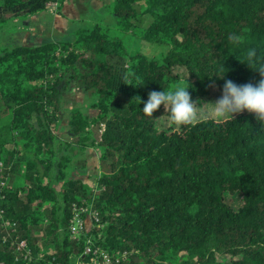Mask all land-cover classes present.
I'll return each instance as SVG.
<instances>
[{
	"label": "trees",
	"instance_id": "obj_1",
	"mask_svg": "<svg viewBox=\"0 0 264 264\" xmlns=\"http://www.w3.org/2000/svg\"><path fill=\"white\" fill-rule=\"evenodd\" d=\"M48 1L0 0V28ZM111 12L122 30L168 47L160 63L129 53L99 24L73 42L0 50V162L9 168L0 206L32 252L23 262L0 246V264H89L87 239L130 252L122 264H264V126L246 110L221 122L196 113L179 126L163 105L152 117L141 111L150 91L180 81L201 103L212 87L221 96L225 79H264V0H111ZM70 82L95 96L94 115L72 109L67 123L78 148L99 150L95 190L66 177L71 158L54 148L59 87ZM93 195L100 235L84 219L74 240L70 206ZM40 231L47 247L33 241Z\"/></svg>",
	"mask_w": 264,
	"mask_h": 264
},
{
	"label": "rangeland",
	"instance_id": "obj_2",
	"mask_svg": "<svg viewBox=\"0 0 264 264\" xmlns=\"http://www.w3.org/2000/svg\"><path fill=\"white\" fill-rule=\"evenodd\" d=\"M146 21L145 19L143 26H146ZM95 24L108 27L109 35L112 38L120 40L129 53H136L146 61L156 60L160 63L168 51V47L165 45H157L141 39L140 33L137 30H122V26L118 23L117 17L111 12V0H65L57 12H49L45 9L43 12L41 11L32 15H12L6 24L0 28V50H10L16 46L33 47L36 44L39 46L47 42L56 41L73 42L75 40V32L78 29H90ZM32 26H35L34 29ZM40 32H43L44 35L42 42L38 44L39 41H37L36 37ZM178 72H180L179 69ZM178 84L184 83L180 81ZM59 88L61 103L60 115H58L60 116V126L62 128H65L66 121L72 109H78L89 116L95 112L91 108V103L95 101L94 93L92 91H84L79 82H70L67 87L62 88L60 86ZM219 97L220 94L216 87H212L210 96L203 102L197 103L196 113H199L197 117H204L203 113L206 114L210 110L209 103L216 101ZM67 135L69 136V134ZM58 137L62 139L68 138L64 134H59ZM70 143L69 147H72V145L77 146L73 141H70ZM19 144L17 143L16 147L21 149ZM54 148L61 149L62 154L71 153L70 149H64V145L60 146V143H57V141L54 144ZM84 153H86V161H84L85 169L88 168V187L91 190H95L97 187L96 178L99 174L100 153L97 148L93 147H86ZM71 164L70 166H72ZM37 171L42 174L44 172L43 166L38 164ZM22 172H24V167L22 168ZM66 173L67 178H74L70 175L72 173L71 167L66 169ZM49 175L53 188L59 191L62 182L59 183L56 181L54 168L50 169ZM17 181L19 182V180ZM24 184L27 185L28 183L24 182ZM101 230L96 229L94 233L99 236ZM31 236L37 245L41 247L48 246H43L45 239L42 231L40 233L34 232ZM97 236H94V238H97ZM127 261L128 259L125 263ZM138 264H144V261H140Z\"/></svg>",
	"mask_w": 264,
	"mask_h": 264
},
{
	"label": "clouds",
	"instance_id": "obj_3",
	"mask_svg": "<svg viewBox=\"0 0 264 264\" xmlns=\"http://www.w3.org/2000/svg\"><path fill=\"white\" fill-rule=\"evenodd\" d=\"M248 61L247 65L250 66L251 53ZM256 70L264 77V67ZM217 75L221 79L224 78V73ZM139 102H141L140 97ZM209 104L210 110L205 114L206 119L221 122L246 110L254 114L261 126H264V79L257 84L250 82L237 84L230 79H225L221 96ZM161 105L164 106L169 120L177 126L190 123L196 118L197 101L193 100L190 95L189 84H177L167 90L150 91L141 111L145 116L152 117L154 111Z\"/></svg>",
	"mask_w": 264,
	"mask_h": 264
},
{
	"label": "built area",
	"instance_id": "obj_4",
	"mask_svg": "<svg viewBox=\"0 0 264 264\" xmlns=\"http://www.w3.org/2000/svg\"><path fill=\"white\" fill-rule=\"evenodd\" d=\"M60 8V0H49L45 9L49 12H57ZM104 132V126L100 125L99 135ZM9 168H6L0 162V200L3 198L2 191L7 185L8 178L6 176ZM95 196L93 195L90 203L83 206L72 204L70 206V227L69 234L74 240H79L85 232L83 226L84 219L92 221L94 228L100 229L99 215L94 209L93 202ZM16 223L6 218L5 210L0 206V246H6L18 256L23 262H30L32 260V252L29 249L26 240L22 239L20 234L15 231ZM87 248L84 253L89 256V264H122L130 255V252L123 250V252L109 253L99 247H92L90 239H87Z\"/></svg>",
	"mask_w": 264,
	"mask_h": 264
},
{
	"label": "crops",
	"instance_id": "obj_5",
	"mask_svg": "<svg viewBox=\"0 0 264 264\" xmlns=\"http://www.w3.org/2000/svg\"><path fill=\"white\" fill-rule=\"evenodd\" d=\"M32 27L34 29L35 26H32ZM43 35H44L43 32H40L37 35L36 39H37V41H39L38 44H40L42 42ZM33 46H37V44L33 45ZM94 114H95V112L92 113V115H94ZM59 115H58V121H57V126H58L57 127L58 128L57 129V137H56L57 138V143H61V142L64 143V149H66L68 147L67 145L71 144L70 141L71 142L73 141V137H71L69 132H68V126H67L68 119L66 121L65 128L64 127L62 128L60 126V119H59L60 116ZM92 115H90V116H92ZM59 134H61V135L64 134L68 138H66V139L59 138L58 137ZM67 134H69V136ZM72 150H70L71 153H69V154L67 153L70 156V158H71V162L67 165V168L71 167V172L72 173L70 175L73 176L75 179L81 180L83 182V184H86V185L89 186V184L87 183L88 168L85 169L86 167H85V164H84V161H86V153H84V150H82V149L78 148V146H74V145H72ZM70 164L72 166H70ZM86 170H87V172H86ZM66 176H67V173H66Z\"/></svg>",
	"mask_w": 264,
	"mask_h": 264
},
{
	"label": "bare ground",
	"instance_id": "obj_6",
	"mask_svg": "<svg viewBox=\"0 0 264 264\" xmlns=\"http://www.w3.org/2000/svg\"><path fill=\"white\" fill-rule=\"evenodd\" d=\"M15 231L17 232V226H15ZM19 234V233H18Z\"/></svg>",
	"mask_w": 264,
	"mask_h": 264
}]
</instances>
